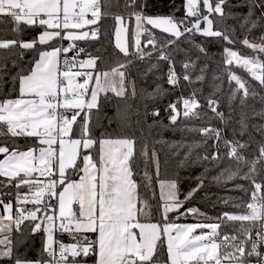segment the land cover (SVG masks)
I'll return each mask as SVG.
<instances>
[{
    "label": "snow or ice",
    "instance_id": "snow-or-ice-1",
    "mask_svg": "<svg viewBox=\"0 0 264 264\" xmlns=\"http://www.w3.org/2000/svg\"><path fill=\"white\" fill-rule=\"evenodd\" d=\"M118 3L0 0V18L13 22V35L0 36V264H264V95L259 109L249 105L257 93L230 70L236 87L224 103L219 84L207 94L181 87L205 79L206 66L196 74L191 59L193 50L209 55L200 37L219 43L224 64L243 65L264 88V64L233 50L264 53V0H123L113 13ZM109 17L113 31L104 35L115 41L102 66L88 45L99 43ZM22 25L37 34L25 38ZM134 68L172 91L158 82L141 89L139 135L120 126L97 135L108 93L137 96ZM162 127L200 136L169 145L178 156L170 173L163 161L171 178H161L162 161L144 135ZM212 183L242 193L220 198L239 200L238 210L213 204V217L194 206L201 192L209 199ZM190 217L196 222H180Z\"/></svg>",
    "mask_w": 264,
    "mask_h": 264
},
{
    "label": "trees",
    "instance_id": "trees-1",
    "mask_svg": "<svg viewBox=\"0 0 264 264\" xmlns=\"http://www.w3.org/2000/svg\"><path fill=\"white\" fill-rule=\"evenodd\" d=\"M115 2V0H114ZM180 0H177V3H179ZM123 0H119V3L117 6L113 7L111 11L113 13H119L122 9L120 5H122ZM160 11L161 13H166L168 10L163 8V5H160ZM112 24L113 21L109 17L107 20H104L102 22V33L100 36L99 43L88 45L89 51H92L94 55H97L101 57V60H98V64L104 65L105 59L108 57L109 53L112 51V47L114 46V35L113 36H106L104 35L105 30L108 32H112ZM13 27V22L8 18H0V36L7 35L8 38H10L13 33L10 31ZM24 28V26H21ZM37 32L32 29L24 28V36L25 38H28L30 36H35ZM239 36V33H237ZM256 35H259V33H256ZM197 41L201 43H205V47L207 48V51L209 53L208 57H203L198 52H195L193 50V53L191 55V59L196 60L197 63V69L196 74H199V68L201 66L204 67V81L197 82L192 86H186L185 82L181 81V87L185 88L186 93L191 90V87L196 88H202L203 92L205 94L211 92L213 90L214 84L220 85V93L218 94L221 97L222 103L225 102V99L227 95L230 94V88H235L236 85L234 82H229L228 76H229V70L231 72H235L237 76H239L245 83L246 86L250 88V90H254L257 93V96L255 98L249 97L247 103L249 105H254L257 109L261 107L259 97L261 95H264V88H262L259 84V81L255 79V77L252 75V73L248 70V68L244 67L241 64H236L235 62L233 65H225L224 64V56L222 55L223 47L219 43H208L204 40H202L200 37H197ZM258 42V41H256ZM67 41L64 42V46L67 45ZM79 46L85 47V45L82 42H77ZM223 46L231 47V45L224 44ZM183 47V45H182ZM96 49H99V51H96ZM233 50L237 51L241 56H249V57H256L259 59L261 64H264V53H258L254 52L251 49H247L246 47L237 44L233 48ZM5 54L2 50H0V57H3ZM71 55V53L69 54ZM200 57L197 59V57ZM30 58V53L25 52L24 59L27 60ZM82 58V57H81ZM182 56H177V61L182 60ZM11 68V65H9ZM105 70H107L105 68ZM14 71V69H13ZM132 77L137 82V96L135 98H129L128 100H123L122 98H117L112 93H108L109 99L107 101H104V107L100 115L99 123L103 126L102 128H98L96 131V134L99 135L100 131H112L118 129V126H120V131L127 134L135 133L136 135H139V129L143 127V113H144V100L141 97V89H145L147 91H152L153 88L156 86V82L160 83L162 87L168 92H171L170 86L161 79L160 81L154 82V77H152L151 74H149L147 77L138 78L136 74V69H132ZM166 71V69H165ZM177 71H180V65L177 64ZM11 87L10 83H6L4 85L5 90ZM104 94H101V99L103 98ZM174 98V97H173ZM170 97L166 94L160 98V104L165 105L169 103ZM222 111H225L227 114V106L225 103V106L221 108ZM93 113H95V110H93ZM92 115V114H90ZM94 118V116H92ZM237 115L234 112L233 113V119H236ZM109 120H111V123H109ZM255 123H260L261 121L257 118ZM148 124H151L152 121L149 119L147 121ZM190 124L194 125H200L201 121H191ZM164 125H168V120H163ZM214 125H219L218 121H213ZM180 128H183V124L180 125ZM144 135L148 138V143L150 147H155V150L157 152V155L159 156L160 160L162 161L161 164V178H171L170 175H166L165 168L163 165L164 160H168L169 162V169L168 172H171V168L175 165L178 156L173 155V153H176L175 147H169V145L172 144L174 141H187L188 143H191L193 140H199L200 136L198 133H191L188 131H181L179 129L172 130L171 128H153L151 130V133L149 134V131L145 129ZM254 135L256 139L258 140L260 138L259 133L254 132ZM115 138V137H113ZM23 143V141H20ZM184 151H186L185 148H181L179 152L182 154ZM2 158V156H0ZM144 165L141 164V174H143ZM202 171L200 168H194L192 174L197 175L199 172ZM215 174V173H213ZM181 175L187 176L188 172L186 170H181ZM242 182V181H238ZM227 188L231 189L233 187V182L229 181L227 182ZM210 191L208 192V200H204L203 197L205 195L204 192H201L199 194V197H197V200L199 202L194 201V206L201 208V211H204L209 216H216L218 212L216 210H211L212 205H216V209H223V210H238L234 208L235 204H239V200H232L229 201L228 205H224L222 200L220 198L223 197H240L242 193L239 191H227L224 187H219L215 183L210 184ZM158 192V187H157ZM182 221H189V222H196V219L193 217H190L186 220ZM205 223H210L213 221H203ZM67 239V237H65ZM40 247V241L39 237H37L36 240V248L39 249ZM163 259V257H162Z\"/></svg>",
    "mask_w": 264,
    "mask_h": 264
},
{
    "label": "rangeland",
    "instance_id": "rangeland-1",
    "mask_svg": "<svg viewBox=\"0 0 264 264\" xmlns=\"http://www.w3.org/2000/svg\"><path fill=\"white\" fill-rule=\"evenodd\" d=\"M82 82V81H81ZM181 223H193V222H189V221H182Z\"/></svg>",
    "mask_w": 264,
    "mask_h": 264
},
{
    "label": "built area",
    "instance_id": "built-area-1",
    "mask_svg": "<svg viewBox=\"0 0 264 264\" xmlns=\"http://www.w3.org/2000/svg\"><path fill=\"white\" fill-rule=\"evenodd\" d=\"M260 74H262V73H260V72H257V75H260Z\"/></svg>",
    "mask_w": 264,
    "mask_h": 264
},
{
    "label": "water",
    "instance_id": "water-1",
    "mask_svg": "<svg viewBox=\"0 0 264 264\" xmlns=\"http://www.w3.org/2000/svg\"><path fill=\"white\" fill-rule=\"evenodd\" d=\"M66 46H67V45H66ZM66 46H65V47H66ZM232 82H234V83H235V81H232Z\"/></svg>",
    "mask_w": 264,
    "mask_h": 264
},
{
    "label": "crops",
    "instance_id": "crops-1",
    "mask_svg": "<svg viewBox=\"0 0 264 264\" xmlns=\"http://www.w3.org/2000/svg\"><path fill=\"white\" fill-rule=\"evenodd\" d=\"M114 41H115V37H114Z\"/></svg>",
    "mask_w": 264,
    "mask_h": 264
}]
</instances>
